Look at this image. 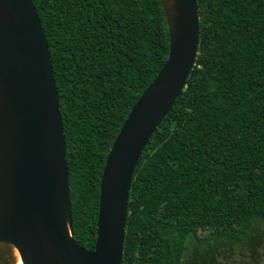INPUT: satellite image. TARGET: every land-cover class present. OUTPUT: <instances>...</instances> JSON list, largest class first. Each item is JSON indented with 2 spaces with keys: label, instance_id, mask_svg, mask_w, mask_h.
I'll use <instances>...</instances> for the list:
<instances>
[{
  "label": "trees",
  "instance_id": "trees-1",
  "mask_svg": "<svg viewBox=\"0 0 264 264\" xmlns=\"http://www.w3.org/2000/svg\"><path fill=\"white\" fill-rule=\"evenodd\" d=\"M32 2L58 92L73 237L93 249L106 156L168 57V26L159 0ZM196 2L194 65L135 166L122 264H181L191 240L240 244L264 221V0Z\"/></svg>",
  "mask_w": 264,
  "mask_h": 264
},
{
  "label": "water",
  "instance_id": "water-1",
  "mask_svg": "<svg viewBox=\"0 0 264 264\" xmlns=\"http://www.w3.org/2000/svg\"><path fill=\"white\" fill-rule=\"evenodd\" d=\"M168 57L131 107L102 169L93 249L73 237L65 137L49 46L32 0H0V264H122L139 157L196 57V0H159Z\"/></svg>",
  "mask_w": 264,
  "mask_h": 264
},
{
  "label": "rangeland",
  "instance_id": "rangeland-1",
  "mask_svg": "<svg viewBox=\"0 0 264 264\" xmlns=\"http://www.w3.org/2000/svg\"><path fill=\"white\" fill-rule=\"evenodd\" d=\"M246 230L240 244L215 237L202 243L191 240L181 264H264V221L257 220Z\"/></svg>",
  "mask_w": 264,
  "mask_h": 264
},
{
  "label": "bare ground",
  "instance_id": "bare-ground-1",
  "mask_svg": "<svg viewBox=\"0 0 264 264\" xmlns=\"http://www.w3.org/2000/svg\"><path fill=\"white\" fill-rule=\"evenodd\" d=\"M15 255H16V264H22V261L19 257V254L17 252H15Z\"/></svg>",
  "mask_w": 264,
  "mask_h": 264
}]
</instances>
